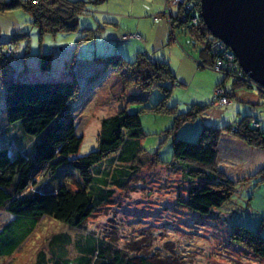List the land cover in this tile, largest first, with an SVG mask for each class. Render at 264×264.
Masks as SVG:
<instances>
[{"label": "rangeland", "instance_id": "374dc122", "mask_svg": "<svg viewBox=\"0 0 264 264\" xmlns=\"http://www.w3.org/2000/svg\"><path fill=\"white\" fill-rule=\"evenodd\" d=\"M93 1L87 4V13L79 16L76 30L55 35L41 33L30 13L21 7L0 10V50L14 51L12 60L24 68L17 69V77L28 81L74 77L80 84V96L69 119L40 140L24 133L19 122H7L5 94L0 85V148H8L10 155L2 167L28 154L43 161V166L27 173L21 192L52 189L63 181L77 188L79 175L62 166L68 159L70 138L82 135L79 155L90 153L99 147L102 120L125 109L129 113L140 111L141 115L140 149L133 161L138 165L137 175L116 190L113 200L81 229L43 217L29 239L13 256L0 258V264H54L52 260L62 254L74 263L78 249L87 245L88 238L104 240L108 248L119 249L126 257L145 256L154 264H264V257L230 240L237 225L260 230L264 237V173L250 175L252 178L238 186L232 198L212 215L188 211L178 204L180 195L186 197L189 184L173 159L170 130L174 116L145 109L164 98L163 90L156 85L151 90L132 85L124 93L118 73L106 71L101 79L94 75L97 69L93 68L100 66L98 57L116 53L129 62L144 53L154 61L168 63L176 82L167 105L178 114L194 106L207 107L176 130L177 139L196 141L205 127L235 128L245 117L256 119L264 128V97L259 104L243 102L236 96L228 106L214 103L217 86L226 79L231 88L232 78L208 67L203 44L187 29L178 25L172 32L171 13H167L171 9L176 14L175 0ZM135 34L138 37H131ZM46 53L53 54V62L50 69L42 70L39 56ZM203 61L205 67L201 66ZM93 87L92 98L85 103V93ZM248 92L258 96L256 89ZM34 143L38 145L34 147ZM8 216L0 209V227ZM56 234H67V239L52 243Z\"/></svg>", "mask_w": 264, "mask_h": 264}, {"label": "trees", "instance_id": "16d2710c", "mask_svg": "<svg viewBox=\"0 0 264 264\" xmlns=\"http://www.w3.org/2000/svg\"><path fill=\"white\" fill-rule=\"evenodd\" d=\"M101 1L104 0L93 2ZM90 2L92 0H0V10L21 7L30 13L33 24L41 33L55 35L76 30L79 16L87 13V4ZM189 4L190 7H187ZM200 7L201 0H186L179 4L176 14L171 12L170 28L173 32L174 27L180 25L192 36L200 39L203 44L202 54L204 58L207 56V65L210 67L220 55L214 48L218 39L204 23ZM196 15L198 21L194 23L193 18ZM6 51L3 53L0 50V85L5 94L6 120L10 123L19 122L24 133L40 140L55 132L69 119L80 96V84L74 77L55 81L21 80L16 71H23L24 68L19 62L12 60L14 57L6 55ZM98 58L100 66L96 68L94 75L101 76L106 71H115L123 81L124 93L132 85L140 86L144 90H151L156 85L163 90L164 98L157 105L145 109L174 116V126L170 130V135H173V159L189 184L186 197L180 195L178 204L188 211L210 216L232 198L238 186L252 178L249 176L236 181L228 178L218 166V152L224 133L236 135L246 144L264 150V128L256 119L245 117L235 128L205 127L196 141L177 139L174 136L176 130L182 124L193 121L207 107L194 106L187 113L178 114L175 108L167 105L176 82V76L169 64L154 61L144 53H140L134 62L126 61L119 53ZM39 62L42 70L50 69L53 54H41ZM201 66L205 67L204 61ZM70 70L74 75L73 66ZM226 77L232 78L231 88L228 87L226 79L217 87L226 86L231 100L235 90L244 88L256 89L260 98L264 97V87L247 77L238 78L231 74H226ZM141 136L140 111L129 113L122 109L117 114L104 118L97 149L81 156L79 151L83 136L76 134L70 138L68 159L62 166L79 175L76 180L77 188L63 181L55 184L52 189L29 193L21 192V185L26 180L27 173L36 172L43 166V161L34 160L25 153L26 155H20L10 166L3 168L4 160L10 155L8 148H0V209L11 215L0 227V258L13 256L36 231L43 217L81 229L94 213L113 200L116 190L137 175L138 165L133 161L140 149ZM37 145L38 143H34V147ZM263 173L264 167L255 175ZM63 239H67V234H56L51 242ZM230 240L256 256L264 257V237L260 230L237 225L231 232ZM78 250L79 257L75 261L77 264H154L145 256L126 257L119 249L108 248L104 240L88 238L87 245ZM54 259V264L75 263L63 258V254L56 255Z\"/></svg>", "mask_w": 264, "mask_h": 264}, {"label": "water", "instance_id": "95a60500", "mask_svg": "<svg viewBox=\"0 0 264 264\" xmlns=\"http://www.w3.org/2000/svg\"><path fill=\"white\" fill-rule=\"evenodd\" d=\"M200 15L240 67L264 87V0H201Z\"/></svg>", "mask_w": 264, "mask_h": 264}, {"label": "crops", "instance_id": "0c3cea01", "mask_svg": "<svg viewBox=\"0 0 264 264\" xmlns=\"http://www.w3.org/2000/svg\"><path fill=\"white\" fill-rule=\"evenodd\" d=\"M162 1L163 0H161V2ZM95 69L96 65L93 70ZM92 73H94V71H92ZM91 75L92 74L90 73L89 76ZM103 76L104 75H101V79L104 78ZM95 87H93L89 93H85V103L92 98V93L95 90ZM248 90L249 89L246 88L241 89L236 95H234V97L236 96L237 98L242 99L243 102L249 104H259L261 100L259 95H254L252 92H248ZM218 166L230 179L240 180L249 177L264 167V150L246 144L236 135L224 133L219 143Z\"/></svg>", "mask_w": 264, "mask_h": 264}, {"label": "built area", "instance_id": "2783aa9c", "mask_svg": "<svg viewBox=\"0 0 264 264\" xmlns=\"http://www.w3.org/2000/svg\"><path fill=\"white\" fill-rule=\"evenodd\" d=\"M184 2L185 0H175V5L178 6L179 4H182ZM186 6L190 7V4ZM169 13H171V9L167 14ZM197 21H198V16L196 15L193 18V22L197 23ZM131 37H138V35H132ZM216 42L217 43L214 45V48L219 51L220 55H218L214 59V62L210 67L217 71L224 72L225 74L234 75L235 77L238 78H242L243 76L244 78L247 77L249 80L254 82L242 70L238 62V59L236 55L232 52V50L229 47H227L226 44H224L221 40L218 39ZM11 54H12V49L11 48L7 49L6 55L10 56ZM214 103L218 106H228L232 103V100L230 99L229 94L227 92L226 86H219L216 88Z\"/></svg>", "mask_w": 264, "mask_h": 264}]
</instances>
